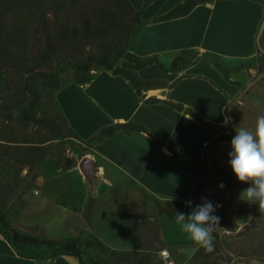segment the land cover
<instances>
[{"label": "crops", "instance_id": "1", "mask_svg": "<svg viewBox=\"0 0 264 264\" xmlns=\"http://www.w3.org/2000/svg\"><path fill=\"white\" fill-rule=\"evenodd\" d=\"M129 1L144 22L130 51L154 61L139 69L134 63L127 66L145 85L137 88L121 74L100 70L88 83L70 82L58 90L57 101L69 126L89 145L94 185L89 194H69L57 199V205L47 200L34 209L49 238L61 240L84 227L112 252L145 251L162 257L161 251L167 250L172 264H187L201 246L180 230L177 212L190 214L206 198L221 205L212 214L224 227L225 219L238 223L239 211L249 203L246 194L241 198L240 188L212 180L201 183L191 166L205 167V143L215 138V127L225 124L231 97L238 91L205 55L252 56L264 1L198 0L173 16L189 0ZM186 53L198 55L197 60L179 70L169 65ZM201 63L211 67L212 75L197 70ZM128 123L144 129L102 133ZM0 264L80 261L70 254L22 255L0 232Z\"/></svg>", "mask_w": 264, "mask_h": 264}, {"label": "rangeland", "instance_id": "2", "mask_svg": "<svg viewBox=\"0 0 264 264\" xmlns=\"http://www.w3.org/2000/svg\"><path fill=\"white\" fill-rule=\"evenodd\" d=\"M112 2L116 0H0V32L3 30L8 35L3 36L8 43L0 40V209L10 226L22 233L49 238L41 229L42 219L39 220V212L34 208L47 200L50 206L57 205V199L69 194H89L94 185L79 165L81 158L89 154V145L67 123L59 108L57 93L73 78V69L69 66L75 62V54L81 51L82 56L87 57L102 53L108 50L109 43L110 54H115L119 38L116 29L127 28L131 23L132 15L128 11L123 12L124 15L118 12L124 20L108 29L106 38L105 33L101 36L88 33L89 23L95 22L94 13L89 10L94 9V5L110 6ZM67 19L82 35V50L73 52L60 47L55 58L39 57L46 48L49 31L53 32L54 25L65 23ZM102 27L103 22L96 26ZM133 39L130 37L126 43L131 44ZM125 56L124 53L119 59L113 58L111 70L96 66L92 72L122 70L127 76L131 74L127 65L133 62ZM197 57L195 54L178 55L169 65L177 69ZM205 57L238 91L231 97L230 120L214 128L216 135L208 146L206 165L196 174L201 183L212 180L245 190L250 182L238 179L228 162V154L232 151L235 128L239 126L254 132L258 116L264 115V20L252 56L225 59L208 54ZM61 60H71L65 71H60ZM30 67H38L33 70L41 75H32L34 71ZM197 70L208 75L213 73L206 63H201ZM54 79L64 82L57 84ZM202 91L207 93L206 89ZM244 206L246 209L238 213V223L230 224L231 221L225 219L224 227L220 223L215 226L213 237L218 242L217 249L211 252L201 249L187 264H264V211L260 212L258 203L249 202ZM63 238L78 239L87 264H165L157 255L104 249L95 242L88 228L77 227ZM53 249L40 244L28 245L23 251L27 255L41 256L51 255Z\"/></svg>", "mask_w": 264, "mask_h": 264}, {"label": "trees", "instance_id": "3", "mask_svg": "<svg viewBox=\"0 0 264 264\" xmlns=\"http://www.w3.org/2000/svg\"><path fill=\"white\" fill-rule=\"evenodd\" d=\"M197 1L198 0H189L187 2V4L182 5L181 7L174 10L170 14V16L178 14L182 11H188L191 8V6L194 5ZM112 3L113 4H110V6H102V5L96 6V5H94L95 6L94 9L92 8L89 10L90 12L92 11V13H94L95 17H93V18H95V22L89 23L90 21H88V23L91 24L90 25L91 28L89 29L88 33L92 32L94 35L98 34L97 36H101L102 34L105 33L104 37L106 38L107 30L117 27L124 20V18H122V16L119 15L118 12H122V14L124 15L125 11H128V13H130L132 15L131 23H130V26H128L127 28H122L120 30L116 29V33H117V36H119V38H118V42L116 43V45L118 44V46L116 48L115 54L114 55L112 53L110 54L109 48L111 47V43L108 44L109 45L107 47L108 50L103 51L102 53L99 52L98 54H89L87 57H83L81 54V51H80L81 55L75 54V59H73L75 62L72 64V66H69V68L73 69V78L70 81H67L65 83L66 85L69 82H77L79 84H85V83L90 82L96 75L95 73L92 72V70L95 69L96 66H98V67L103 66L105 69L111 70L113 67V58L119 59V58L123 57L124 53L126 54L125 58L131 60L135 64V67L137 69L143 68V67L153 63V61H154L153 57L142 58V57L136 56L134 53H132L130 51V45L131 44L126 43V40L130 39V37H133L135 39L136 36L138 35V33L140 32V30L142 29L143 25H144V22L141 18V12L136 10L133 7V5L130 3L129 0H116V2H112ZM83 7H84V5H83ZM82 10L85 11L86 13H88L87 12L88 10H85L84 8ZM82 14H84V13H82ZM101 22L104 23V28L103 27L102 28H96V26L98 24H99V26L101 25ZM54 29L55 30L53 32L49 31V33L47 35L46 48L39 53V57H44V56H48L49 58L54 57V55H57L58 51L60 50L59 49L60 47H67L68 49H70L73 52L82 50L81 45H80L82 35L80 32H78V28H75L74 26H72L71 20L67 19V21L65 23H60V24L54 25ZM133 29H134V31L131 33L130 30H133ZM86 35H88V37H96V36H91V34H86ZM3 36H8V35L4 34V31L2 30L0 32V40L3 41L4 44L8 43L3 38ZM133 40L131 41V43L133 42ZM105 46H107V45H105ZM9 49H10V44H9ZM8 53L6 55H8ZM192 54H194V53H192ZM186 55H188V54L186 53ZM207 55L208 54H206L205 56H207ZM29 56H30V54L27 57L29 58ZM71 60H68L66 62H65V60H61L59 62V64L63 68L60 71L67 70L68 69L67 65L70 64ZM196 60H197V58L191 62H187L185 64H180L181 66H179V68H177L175 70L183 69L186 66L194 63ZM26 67L27 66H24V68H26ZM35 68H38V67H30L29 69L34 71L33 69H35ZM0 73H1V70H0ZM113 73L123 75L122 70H118V71H115ZM32 75H41V72L34 71V72H32ZM129 75H127L128 77L125 75H123V76L128 78L133 83V85H135L137 88H140L143 85H145L143 83V81L141 79H139V77L136 75V73L134 71L131 70V74H129ZM54 82H56L57 84L60 82V84H62L64 82V80L61 83L60 80L54 79ZM65 84H64V86H65ZM6 111L11 113L10 110H6ZM191 114L195 118L203 121L197 114H194L192 112H191ZM63 116H64V114H63ZM143 129H144V127H142L141 125L133 124V123L117 124V125L112 126V127L104 128L102 130V133L104 135H112L117 130H123L126 132H131V131H135V130L140 131ZM191 168L193 169V171L195 173L198 171V169H200L199 167L196 166L195 163L192 164ZM0 232L7 238V240L11 243V245L15 248V250L22 255H27L24 253L23 250L28 245H33V246L37 245L38 246L40 244H45V245H48V246H51L54 248L53 253L51 255H41V256H35V257H53V256H58V255H63V254H70V255L77 256L79 261H80V264H87L84 256L82 255L84 251L80 248V244H79V241L77 238H70V239H63V240L54 239V238L41 239V238H38V237L30 235V234L22 233L19 230L10 226L9 222L7 221V219H6L5 215L3 214V212L1 211V209H0ZM94 237H95L94 238L95 242L100 247H102L104 249H108L95 235H94ZM217 246H218V242H217V240L214 239L213 251L217 249ZM201 249H204V248L200 247L197 250L195 256L199 254ZM125 252L126 253H143V254L153 255L152 253L145 252V251H125ZM27 256H33V255H27ZM92 263H96V262L93 261ZM96 264H99V263L97 262Z\"/></svg>", "mask_w": 264, "mask_h": 264}, {"label": "clouds", "instance_id": "4", "mask_svg": "<svg viewBox=\"0 0 264 264\" xmlns=\"http://www.w3.org/2000/svg\"><path fill=\"white\" fill-rule=\"evenodd\" d=\"M230 120L225 118V123ZM236 135L231 140L232 151L229 152V163L241 182H250L241 194L247 196L250 203H258L260 212L264 211V115H260L256 121L255 131H249L237 126ZM186 204L191 207L192 202ZM211 201L204 199L202 204L192 208L190 214L177 212L175 222L180 230L189 234L190 238L206 251L214 249L213 232L220 223V217L213 215L216 208ZM165 260L168 254L161 253Z\"/></svg>", "mask_w": 264, "mask_h": 264}, {"label": "water", "instance_id": "5", "mask_svg": "<svg viewBox=\"0 0 264 264\" xmlns=\"http://www.w3.org/2000/svg\"><path fill=\"white\" fill-rule=\"evenodd\" d=\"M79 165L85 170V175L89 181H93L95 175L94 162L87 155L83 156L79 162Z\"/></svg>", "mask_w": 264, "mask_h": 264}, {"label": "built area", "instance_id": "6", "mask_svg": "<svg viewBox=\"0 0 264 264\" xmlns=\"http://www.w3.org/2000/svg\"><path fill=\"white\" fill-rule=\"evenodd\" d=\"M205 146L208 147V146H209V143L206 142V143H205ZM35 193H38V191L35 190ZM165 252L168 254V251H167V250H162V251H161V253H165ZM161 253H160V255H161ZM161 256H162V255H161ZM168 256H169V254H168ZM162 257H163V256H162ZM163 258H164V257H163ZM164 260H165V259H164ZM172 263H173V262H172L170 259H168V258H167V260H165V264H172Z\"/></svg>", "mask_w": 264, "mask_h": 264}]
</instances>
